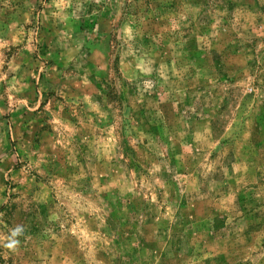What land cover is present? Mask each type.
<instances>
[{
    "label": "rangeland",
    "instance_id": "374dc122",
    "mask_svg": "<svg viewBox=\"0 0 264 264\" xmlns=\"http://www.w3.org/2000/svg\"><path fill=\"white\" fill-rule=\"evenodd\" d=\"M0 264H264V0H0Z\"/></svg>",
    "mask_w": 264,
    "mask_h": 264
},
{
    "label": "clouds",
    "instance_id": "9594fccd",
    "mask_svg": "<svg viewBox=\"0 0 264 264\" xmlns=\"http://www.w3.org/2000/svg\"><path fill=\"white\" fill-rule=\"evenodd\" d=\"M23 229L21 227H17L11 231V236L8 239V243L5 245V247L8 248H15V246L19 243L18 240L15 239L18 235L22 233Z\"/></svg>",
    "mask_w": 264,
    "mask_h": 264
}]
</instances>
